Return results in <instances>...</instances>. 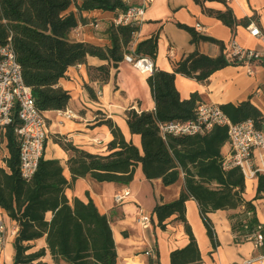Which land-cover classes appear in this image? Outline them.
I'll return each mask as SVG.
<instances>
[{
  "label": "trees",
  "instance_id": "16d2710c",
  "mask_svg": "<svg viewBox=\"0 0 264 264\" xmlns=\"http://www.w3.org/2000/svg\"><path fill=\"white\" fill-rule=\"evenodd\" d=\"M213 1V0H211ZM200 3L201 0H196ZM131 0H0V43L10 38L22 67L25 83L32 88L36 106L40 111L65 110L71 95L60 85L70 67L83 64L88 57L108 62L94 68V74L106 82L112 66L124 60L130 52L139 25H118L111 23L107 29L111 46H100L70 38L71 32L80 22L84 11L102 10L114 12L116 17L125 13ZM75 6L77 12L71 11ZM204 12L216 17L232 30L239 24L231 8L214 11L203 8ZM192 36V42L207 40L224 44L214 38L199 35L194 28L180 25ZM135 54L156 60L158 35L137 44ZM243 63L229 59L224 53L213 58L194 51L176 62L172 72L157 69L148 78L153 98L154 111L138 112L131 109L127 122L132 134L141 136L142 149L125 139L120 128L107 120L112 133L106 155L93 154L71 145L61 143L72 152L67 164L72 182L90 176L98 182H119L130 184L136 168L141 165L147 179H162L168 186L184 175V186L178 199L171 203L157 205L153 213L159 226L166 228V221L176 215L182 221L189 243L182 249L174 250L171 264H197L202 255L192 228L186 219V202L197 201L207 229V234L216 244L213 223L209 218L217 210L245 207V219L233 223L235 232L250 233L259 225L253 211L252 201L243 197L246 180L241 170L223 169L222 149L228 143L226 126H215L205 135L164 139L159 124L170 121H190L196 116L201 96L198 92L189 99H181L175 79L177 74L206 82L210 76L227 66ZM223 112L234 123L252 119L259 128L264 115L250 101L239 104L221 105ZM20 120L15 114L11 125L0 133V148L6 146L8 157L0 165V207L19 225L15 240L14 264H47L41 259L45 249L29 252L30 242L46 235L48 249L54 260L62 258L69 264H118L116 244L110 220L100 213L90 199L79 198L70 201L65 189L70 182L64 176V167L59 159H41L35 176L24 180L19 173V146L15 130ZM264 191V175L258 179L257 195ZM47 213L52 219L47 220ZM247 226V229L245 228Z\"/></svg>",
  "mask_w": 264,
  "mask_h": 264
},
{
  "label": "crops",
  "instance_id": "0c3cea01",
  "mask_svg": "<svg viewBox=\"0 0 264 264\" xmlns=\"http://www.w3.org/2000/svg\"><path fill=\"white\" fill-rule=\"evenodd\" d=\"M140 0H131L136 5ZM214 11H226L231 8L239 24L234 30L224 25L216 17L204 12L203 8ZM80 22L70 38L100 46H111L107 29L114 22V12L93 10L84 11ZM196 24L204 27L201 36L214 38L224 44V49L216 42L200 40L193 43L191 34L180 25L195 29ZM255 24L264 32V0H152L148 3L144 21L134 38V47L138 43L158 35V54L155 60L157 69L172 72L176 62L194 51L216 58L227 54L229 43L235 41L246 49L264 50V42L250 34V27ZM108 65V62L96 57H88L83 64L68 69L60 80V85L69 91L71 98L66 109L74 114L66 118L60 111H45L48 135L45 143L44 158L59 159L64 167V176L70 182L65 194L70 201L79 198L84 202L90 199L102 214L110 220L116 244L118 264H171L170 255L174 250L182 249L189 243L184 223L176 215L166 221L162 229L153 213L157 205L167 204L179 198L184 186V175L179 180L166 186L162 179L149 180L145 177L142 166L136 168L130 184L119 182H98L90 176L81 177L72 182L68 160L72 152L64 149L65 143L93 154L109 153L108 144L113 136L107 120H111L122 131L125 139L142 149L141 136L132 134L127 122V113L154 111L155 101L148 83L150 75L141 74L131 64L122 61L110 69L106 82L94 74V68ZM175 85L181 99H189L198 92L201 100L218 105L239 104L250 100L264 115V61H252L249 64L227 66L213 73L206 82L177 74ZM228 143L222 154L228 151ZM8 152L4 157H8ZM0 165L5 162L1 160ZM264 175V174H261ZM259 176L246 180L243 197L252 201L254 215L264 233V191L257 195ZM131 191L124 202L115 201L116 193L124 188ZM142 215L150 216V224L142 226ZM247 215V213H246ZM52 213H47L48 221ZM248 216V215H247ZM245 207L238 209L217 210L209 214L216 235V244L207 234L199 205L190 198L186 202V219L197 240L202 262L197 264H241L242 260L264 254V245L256 247L252 240L245 239L248 234L235 232L233 223L245 219ZM0 220L6 226L7 238L0 245V264H14L15 240L19 225L10 218L6 210L0 207ZM247 229V228H246ZM29 252L46 250L41 259L47 264H69L62 258L54 260L47 246L46 235L31 241Z\"/></svg>",
  "mask_w": 264,
  "mask_h": 264
},
{
  "label": "built area",
  "instance_id": "2783aa9c",
  "mask_svg": "<svg viewBox=\"0 0 264 264\" xmlns=\"http://www.w3.org/2000/svg\"><path fill=\"white\" fill-rule=\"evenodd\" d=\"M152 0H140L136 5L131 4L125 13L114 20L118 25H139L144 21L146 8ZM232 1V0H225ZM195 30L204 32L201 24L195 25ZM250 34L264 42V32L258 25L253 24ZM125 53V62L131 64L141 74L152 75L156 70L155 62L148 56L135 54L134 43ZM226 56L229 59L249 64L254 61H264V50L257 51L246 49L235 41L228 45ZM140 113V111H138ZM17 115L20 126L15 130L16 140L19 146V173L20 176L30 181L35 176L39 163L44 157L45 143L48 135V125L45 114L40 111L35 102L32 88L23 78L22 67L17 60L12 41L0 43V133L11 125ZM60 114L66 118L74 116L71 110L65 109ZM215 126H226L228 131V151L223 153V169L237 168L243 173L245 180H253L264 174V118L258 128L252 119L240 123H234L223 112L220 105L201 100L196 109V116L190 121H170L159 124L161 136L183 137L205 135L212 131ZM129 188H124L116 193L115 201L122 203L130 197ZM250 216V213H247ZM150 216L142 215L139 222L141 225L150 224ZM246 224V219L244 220ZM247 228V226H245ZM7 229L0 220V245L6 241ZM252 240L256 247L264 245V233L262 226L257 225L245 236ZM241 264H264V254L252 256L242 260Z\"/></svg>",
  "mask_w": 264,
  "mask_h": 264
},
{
  "label": "rangeland",
  "instance_id": "374dc122",
  "mask_svg": "<svg viewBox=\"0 0 264 264\" xmlns=\"http://www.w3.org/2000/svg\"><path fill=\"white\" fill-rule=\"evenodd\" d=\"M70 10L74 11V12H77V9H76V7L74 5L71 7ZM5 153H6V146H3L2 148H0V157H1V160L3 162L5 160V157H4Z\"/></svg>",
  "mask_w": 264,
  "mask_h": 264
}]
</instances>
